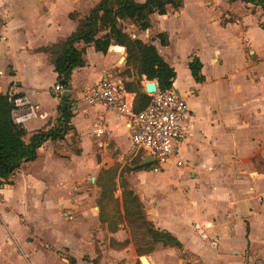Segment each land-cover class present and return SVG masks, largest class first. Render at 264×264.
Instances as JSON below:
<instances>
[{
  "label": "crops",
  "instance_id": "obj_1",
  "mask_svg": "<svg viewBox=\"0 0 264 264\" xmlns=\"http://www.w3.org/2000/svg\"><path fill=\"white\" fill-rule=\"evenodd\" d=\"M5 1L13 11L14 20L11 23H0L2 33L0 35V84L6 88L10 86V92L13 93L12 98L16 97V108L13 112L16 123L23 125L29 133L50 130L59 124L58 106L65 89L60 93L54 91L58 85V75L48 62L47 56L36 50L51 46L73 34L78 27V22L73 21L70 15L76 14L78 19L84 18L101 0ZM206 1L203 2L205 8L219 10L217 20L220 26L238 28L245 35L243 39L246 45L240 55V61L248 73L243 74V79L246 78L251 85L264 83L263 51L248 37L252 26L248 23L249 19L259 31L260 29L264 31V10L259 6L245 4L241 1L230 4L228 0H223V5L220 0ZM188 3L189 0H185L184 6ZM2 7H4V0H0V12H2ZM180 12L181 10L176 14ZM169 18V12L165 16L155 14L151 18L152 27L148 31H139L132 25L138 33L131 35L145 41V36L149 37L154 31L155 35L148 43L154 44L162 55L171 47L170 35L161 28V21ZM141 32L144 35H141ZM162 32L169 36L167 47H163L156 39V36ZM9 37L16 41L15 51H9V46L3 47L1 44L3 38L5 42L9 40ZM80 46L83 47V45ZM195 52L192 53L193 56L192 54L189 56L188 75L192 86L188 94L197 100L201 115L191 108V127L194 136L180 145L181 158L182 150H184L186 158L192 159L191 166H188L186 158H182L184 162L182 167L188 168L179 171L178 168L182 167L170 163L160 172H154V161L150 164L141 163L149 156L147 153L142 150L137 153L131 152V135L126 120L119 118L113 111L84 102L85 91L102 79L115 78L123 84L125 89V84L134 80L133 75H122L127 69V53L124 47L118 45H113L106 55L97 53L92 46L87 47L84 55L86 66L76 69L72 76L71 99L74 130L69 131L65 138L68 140L70 137H77L80 141L82 156L76 153L70 155L67 152L57 155L55 144L49 141L39 150V158L42 150L51 142L54 144L51 158L64 162L68 167H73V159L71 161L68 158H73L74 155L79 158L86 154L84 147L86 138L90 143L89 152H91L94 138H96L107 150L120 154V160L126 155L132 156L133 168L152 165L150 170L132 171L137 173L135 177L149 176L154 173L158 176L157 180L168 178V182H173V180L175 182L177 181L176 174L186 175L183 183L178 182L179 186H186V193L166 191L160 195L157 206L148 205L141 200L145 206L147 219L153 222L157 229L167 231L178 238L184 245L183 249L186 248L191 254L200 257L203 264H264V99L262 93L252 95L244 91L243 94H238L241 97H236L230 102L222 101L227 98L226 95L216 97V107L204 108L200 97L203 95L202 90L205 86L203 84L208 83L204 70L206 63L197 52L194 54ZM246 54L252 56L249 62H245L242 58ZM219 55L223 58L220 49L216 50L214 58L211 59L213 66H220L216 61ZM195 57H198L203 64L202 75L205 78L203 83H197L189 69V63ZM124 58L126 59L123 60ZM45 67H49L54 72V87L49 86L47 90L40 88L37 76ZM225 75L227 74L223 76ZM227 76L228 80H220L222 78L220 77L213 81L228 82L230 76ZM177 77L173 89L184 97L178 90ZM151 82L153 81H148L144 77L143 89ZM154 82L158 84L157 81ZM195 89L199 90L198 97L191 92ZM6 91L8 90L5 89ZM43 91L51 104L50 110L39 104L38 96ZM127 93L129 94L128 100L134 103L135 94L128 91ZM184 98L187 100L186 97ZM220 102L226 105L232 103V105L222 108ZM79 119L83 120L84 126L81 121L79 123ZM38 122L40 124L34 127V123ZM98 127L110 130L111 136L97 138L95 130ZM103 140L107 142L103 143ZM39 158L36 162L24 164L12 179V184L2 186L0 193L5 206L9 207V211L6 212L14 211L12 213L18 216L19 222L27 228L28 232L31 235L37 234L42 241L30 242L28 241L29 235L24 242L20 243L4 212L0 220V232L7 246L6 248L1 247L0 264H70V259H74L76 264H84L83 257L93 250V237L90 231L102 226L98 204L93 206L87 203L83 196H76L71 192L67 195L68 191L64 192L62 187L52 189L42 183L40 178L50 176L55 179L56 183H69L72 173L45 170L44 165L38 164ZM254 159H260L259 168ZM245 160L246 165L242 164ZM231 162H237V165ZM173 167L175 169H171ZM36 171L44 173H36ZM92 182L96 183V180ZM163 183L166 187L167 181ZM12 201L23 206L33 205L40 209L46 208L53 213L55 216L52 220L62 227L65 226L67 230V235L60 238L64 239L62 245L56 246L53 236L46 239L35 233V224L31 223L23 212L14 209L11 206ZM58 212H62L63 219L58 218ZM23 221H26V224L22 223ZM54 222L51 224L54 225ZM56 224L54 226H58ZM125 224H127L126 221ZM122 226L123 223L119 226L120 229ZM111 236L119 244L124 242L120 233H114ZM240 239L243 240L244 247L238 249L236 242ZM26 243L33 244L32 249H28ZM42 243L51 244L55 252L39 247ZM14 246L15 249H12ZM62 249L68 250L70 256L61 258ZM39 251L43 259H34V254ZM3 252L6 255H3ZM109 252L118 253L116 248H112Z\"/></svg>",
  "mask_w": 264,
  "mask_h": 264
},
{
  "label": "rangeland",
  "instance_id": "obj_2",
  "mask_svg": "<svg viewBox=\"0 0 264 264\" xmlns=\"http://www.w3.org/2000/svg\"><path fill=\"white\" fill-rule=\"evenodd\" d=\"M220 1L221 5H223L224 1ZM203 2L207 1L189 0L188 5H185L181 9V12L178 13V15L175 11L170 9V18L166 21H161V28L163 31L168 32L171 41L170 50L164 51L162 56L170 65L175 68L176 72L178 73V90L184 97L187 98L190 108H192L197 114L201 115V109L200 107H198L197 100L195 99V97L188 94L192 86V82L189 80L188 75V62L190 61L189 56L194 51H196L206 63L204 70L208 83L203 84L205 85L204 89L202 90L203 95H201L202 97H200L201 105L204 108L212 106L216 107V97L226 95L228 99L226 98L222 101L224 102L227 100L228 102H230V100H233L236 97H241L239 95H241V93L243 94L244 91H246V94L249 93L252 95H258L262 93V97L264 99L263 82L260 83L258 81L259 83L251 85L250 81L247 82L246 78L243 79V74L248 73L243 63L240 61V55L246 45L244 42L245 40L243 39L245 35L238 28L220 26L217 20L219 10H213L209 7L205 8ZM2 8V12H0V23H11V21L14 20V18L12 17L13 11L10 9L8 2L6 3L5 0L4 7ZM248 23L252 25L250 27L248 37L252 40V42L261 47V51H263L264 54V31L261 29L259 31L250 19L248 20ZM125 27L127 32L130 34L138 33L135 32L134 28H132V25L129 23H125ZM151 33L152 34L149 37L145 36L144 40L146 39V42L152 41V37L155 35V32L153 31ZM1 34L2 33L0 28V35ZM140 34L144 35V33L142 32ZM3 40L1 42L3 47L9 46V51H15V39L12 40V38L9 37L8 41L5 40L4 42ZM219 49L223 53L224 59L221 55L217 56L216 61L220 66H213L211 64V59L214 58L216 50ZM196 52L194 54H196ZM242 58L245 62H249L252 56L246 54ZM250 73L253 74L252 72ZM224 74L230 76V81H213L222 77ZM227 75L223 76L220 80H228ZM37 76L39 79L40 88L47 90L49 86L54 85V72H52L49 67L42 68ZM191 92L196 97L199 96V90L195 89ZM38 100L41 106H44V108L50 110L51 104L48 102V98L45 96L44 91L40 93V96H38ZM220 105L222 108H224L225 106L231 107L232 103L226 105L220 102ZM80 121L84 126L83 120L79 119V123ZM40 122L34 123L33 126H38ZM33 133L34 132L30 134ZM69 139L64 143L55 144V154H65L67 152L71 155L75 154V151L77 149H80V141H78L76 136L70 137ZM104 142L107 141L103 140V143ZM84 144L86 154L83 157H81V155L79 158H76V155H74L75 157L73 158L69 157L68 159H70L71 161L73 159V167H68L66 164H64V162L57 161L51 158L54 144L51 142L48 143L46 148L43 149L40 153L38 164L44 165L45 170L48 169L49 171H55L58 173L60 172L72 174H70L71 178L69 179V183H56L54 178H50L52 176H50L49 178H40L41 182L46 184L49 188L52 187V189L62 187L64 192L68 191L67 195H69L71 192L76 196H83L84 199H86L85 201L87 203L94 206L95 204L97 205L101 190L97 187L96 183L92 182V178H97L102 169L116 167L119 169V171H121L122 169L125 171L124 177L128 181L129 188L133 189L139 195L141 200L148 205L157 206L160 195L165 193L166 191H168V193H173L175 191L186 193V186H179L178 184V182H182L185 180L186 175H183L181 173L176 174L175 176L177 178V181L175 182L174 180L173 182H168V178H164L165 180H157L158 176H156V174L154 173L150 174L149 176L135 177L137 176V173H133L129 170L130 168H133V166L131 165L133 161L132 156L126 155L123 159L120 160V154L118 155L114 151L107 150L105 147H100V142H98L96 138H94L91 152H89L90 143L87 141V138L86 141H84ZM69 147H73L74 152L68 151ZM213 151L214 150H212V152ZM185 154L186 153L184 152V150H182L183 159L186 158ZM98 156L102 157V161L100 163L98 162ZM186 159L188 160V166H191L192 159ZM254 160L257 164V168H259L260 159ZM236 163L237 162H231V164ZM242 164L246 165L247 161H243ZM186 168L188 167L178 168V170L182 171ZM171 169L175 168L173 167ZM36 173L44 172L36 171ZM164 181H167L166 187L163 186ZM16 194H18V192H16ZM115 197L120 200L122 197V189L120 188L119 179H117V191L115 193ZM11 206H13V208L16 210H20V212H23L26 218H28L31 223L35 224V233H38L46 239H50L53 236L55 245H62L64 239L60 238L61 236L63 237V235H67L66 227H62L60 224H56V222L52 220L54 219L55 215L48 211V209H40L37 206L33 205L23 206L16 201H12ZM6 211H9V207L5 206V203L3 202V196L0 193V220L1 216ZM12 212H6V219L9 222L11 229L16 233V236L18 237L20 243L24 242V239L29 235L30 236L28 237V241L39 243V241L41 240L39 236L37 234L31 235L28 232L27 228L19 222L18 216H16ZM57 216L59 219L64 218L62 212H58ZM20 218L23 219V217ZM51 222H54V225L56 224L58 226L52 225ZM22 223L26 224V221H23ZM90 232L93 237V250L91 253H87L83 257L84 264H94L93 261L96 258H98L99 264H141L140 258L143 256L146 257L147 261H150L151 264H203L200 257L191 254L186 250V248L183 250L169 248L170 250H168V248H164L163 246L159 245L151 253L140 256L137 251V246L141 247L142 249H147L149 248V243L147 239H143L141 237L137 242H134V228H132V226H130L128 223L125 224V222H123V226L121 227V229L119 227L117 230H111L108 229L106 225L102 224V226L93 228ZM114 233H120V235L124 238V244L121 243V246L113 245L114 239L111 234ZM39 245V247L46 251L55 252V249H52L51 244L42 243V245ZM6 246L7 243L5 239H2V235L0 232V250L1 247L6 248ZM31 246H33V244L26 243V247L28 249H32ZM236 247L238 249L244 247L243 240H237ZM112 248H116L118 253H110L109 251ZM12 249H15V246L12 247ZM5 251H7V249ZM61 253V258L70 256L68 250L66 249H62ZM3 255L6 254L3 252ZM34 255V259H43V256L40 255V251L36 252Z\"/></svg>",
  "mask_w": 264,
  "mask_h": 264
},
{
  "label": "trees",
  "instance_id": "obj_3",
  "mask_svg": "<svg viewBox=\"0 0 264 264\" xmlns=\"http://www.w3.org/2000/svg\"><path fill=\"white\" fill-rule=\"evenodd\" d=\"M241 1L245 4L259 6L264 10V0H228L230 4ZM185 0H101L90 13L81 19L76 14L70 18L78 22L76 31L64 40L51 46L37 49L44 53L48 62L58 75L57 83L67 89L72 82L76 69L86 66L84 55L89 46L97 53L108 54L113 45L124 47L127 53L126 71L123 76L133 75L134 80L125 84L126 90L135 94L133 110L140 113L152 101V97L142 91V80L157 81L160 90L173 89L177 73L159 53L156 46L133 37L126 31L125 23L135 26L139 31L146 32L152 27V16H165L169 10L180 11ZM163 47L169 46V36L162 32L156 36ZM80 45H83L81 47ZM189 69L197 83L205 81L202 75L203 64L198 57L189 63ZM16 97L0 95V188L12 184V179L24 164L36 162L39 150L49 141L54 144L64 143L65 135L74 130L72 125L73 102L71 97L65 98L58 106L59 124L50 130H39L30 134L26 128L15 122L13 112L16 108ZM73 147L68 151L74 152ZM81 155V149L75 151ZM152 165L130 168V171L151 169ZM125 171L118 168L102 169L96 178L101 189L97 201L100 209V222L108 229L117 230L123 222L134 228L133 241L141 237L147 239L149 248L138 247L140 256L154 251L161 245L165 248L183 250V243L167 231L156 228L146 216L145 206L140 197L129 188L124 177ZM117 179L122 189L121 200L115 197ZM127 242V241H126ZM125 242V243H126ZM124 244V243H123ZM114 246H121L115 240ZM94 264H99L98 258ZM70 264H76L70 259Z\"/></svg>",
  "mask_w": 264,
  "mask_h": 264
},
{
  "label": "built area",
  "instance_id": "obj_4",
  "mask_svg": "<svg viewBox=\"0 0 264 264\" xmlns=\"http://www.w3.org/2000/svg\"><path fill=\"white\" fill-rule=\"evenodd\" d=\"M10 88L0 84V95L8 94L12 98ZM5 89L8 91L5 92ZM54 91L60 93L64 88L57 85ZM149 95L152 96L149 106L140 113H135L123 84L111 77L102 79L87 89L83 100L88 105L113 111L119 118L126 120L131 135V152L142 150L152 157L155 163L154 172H160L170 163L182 167L184 162L180 145L194 136L189 103L174 89L158 88L155 93ZM111 133L103 127L95 130L97 138L110 137ZM99 145L103 147L102 143Z\"/></svg>",
  "mask_w": 264,
  "mask_h": 264
},
{
  "label": "water",
  "instance_id": "obj_5",
  "mask_svg": "<svg viewBox=\"0 0 264 264\" xmlns=\"http://www.w3.org/2000/svg\"><path fill=\"white\" fill-rule=\"evenodd\" d=\"M126 58H124L123 60H125ZM158 84L156 82H151L149 83L146 88L143 89V92L144 93H150V94H153L157 91L158 89ZM71 85L65 89V92L61 95V100L63 101L65 98H69L71 97ZM102 158L101 156H98V161L101 162ZM154 159L150 156L146 157L144 160L141 161L142 164H150V163H153ZM94 182L96 180V178H93L92 179ZM140 261H141V264H150V262L148 263L146 257H141L140 258Z\"/></svg>",
  "mask_w": 264,
  "mask_h": 264
},
{
  "label": "bare ground",
  "instance_id": "obj_6",
  "mask_svg": "<svg viewBox=\"0 0 264 264\" xmlns=\"http://www.w3.org/2000/svg\"><path fill=\"white\" fill-rule=\"evenodd\" d=\"M149 263V262H148Z\"/></svg>",
  "mask_w": 264,
  "mask_h": 264
}]
</instances>
